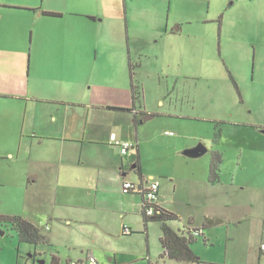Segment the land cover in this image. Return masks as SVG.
Returning a JSON list of instances; mask_svg holds the SVG:
<instances>
[{"label":"rangeland","instance_id":"obj_1","mask_svg":"<svg viewBox=\"0 0 264 264\" xmlns=\"http://www.w3.org/2000/svg\"><path fill=\"white\" fill-rule=\"evenodd\" d=\"M37 1H41L45 9L66 11L67 0ZM88 1L108 14L120 8L123 15L126 9L132 27L160 17L156 13L163 14L169 7L171 11L177 8L178 13H182L172 14V18L185 15L192 20L183 24L184 32L178 36L184 46L175 45V62L163 64L156 51L152 52L161 45L154 40L147 42L142 55H134V62L140 63L135 82L142 92V104L157 114L140 125V160L146 176L152 175L160 183L166 207L179 217L169 223L176 232L203 228L207 221L223 222L209 225L205 236L192 245L202 261L200 264H264V65L255 63L253 58L238 63L231 58L233 63H228L230 58L225 55L232 50L231 38H227L234 34L236 15L243 12L247 4L240 0ZM143 9L154 16L142 17ZM199 16L206 20L201 21ZM16 20H19L18 14ZM5 21L15 24L13 18ZM137 29H128L127 41L125 26L121 28L123 49L127 50V43L131 45L132 39L134 43V38L137 44L143 43L141 36L148 32ZM65 31V26L50 29L49 39L63 40ZM100 33L96 27L87 29L88 40L95 41ZM117 36L119 39L118 32ZM98 56L93 49L88 59L80 62L81 82L89 92L104 82ZM52 65L58 70L61 67V64ZM42 72H50V62H43L40 75ZM117 75L121 74L117 72ZM41 78L42 93L53 89L48 85V74H42ZM123 82L130 85L126 73L113 83ZM29 87L27 85L26 89ZM74 88L72 86L68 92ZM91 115L110 117L116 124L126 126L123 130L132 135L131 140L136 135L131 118L124 113L91 110ZM9 128V123L0 125V148L4 147L3 151L0 149L3 154L0 155V216H28L31 212L23 203L25 189L21 187L19 172L23 159L15 161L17 155L25 156L24 149L18 142L12 146L2 144L12 136V132L6 130ZM113 131L117 132L118 140L123 141L119 129ZM130 139L127 141L135 142ZM200 144L207 147L206 155L185 156V151ZM109 152V148L97 145L87 148L89 155L103 161ZM9 153L14 158L8 157ZM130 155L134 160L137 153ZM213 163L217 180L220 179L217 183L210 180ZM133 164L128 161L124 171L128 180L138 182ZM108 171L107 186L96 189L93 182L80 189L75 188L77 185L61 187L58 201L57 195L54 200L58 206L51 220L47 215L43 217L45 209H36L31 219L49 239L46 244L21 243L16 230L0 223V264H34L33 259L36 264L39 260L50 264L53 257L60 264H68L69 261H86L88 255L103 264H192L163 256L162 223L153 221L145 226L142 216L132 206L137 201L122 192V184L117 180L121 174L118 166ZM38 213L40 217H35ZM42 219L48 220V230L42 227ZM124 226L132 233L124 235ZM35 253V257L31 256Z\"/></svg>","mask_w":264,"mask_h":264},{"label":"crops","instance_id":"obj_2","mask_svg":"<svg viewBox=\"0 0 264 264\" xmlns=\"http://www.w3.org/2000/svg\"><path fill=\"white\" fill-rule=\"evenodd\" d=\"M240 1L245 2L247 6L243 12L236 15L234 34L227 38V40L231 38L232 42L231 52L225 54L230 58L228 63H233L231 58L237 63L253 58L255 63L264 65V0ZM40 3L41 1L37 0H0V118L2 125L10 124V128L6 130L12 132V136L7 137L2 144L12 146L18 142V146L24 149L25 156L19 154L15 161L23 159L22 168L19 170L21 187L25 189L23 203L31 213L20 217L36 226L31 215L36 209L43 208L45 209V213L42 212L43 217L47 215L51 220L58 206L54 200L57 195L56 202L58 201V194L62 192L61 187L77 185L75 188L80 189L81 186L86 187L93 182L96 189L107 186L108 169L114 170L115 166L120 169L121 174L117 180L123 187L125 181H131L124 171L128 161L134 163L133 169L138 174V182L141 179L156 181L154 176H146V170L141 163L139 130L141 124L149 121V119L144 121V118L149 115L154 117L157 114L148 111L142 102L136 104L133 102L131 84L113 82L119 81V77H123L124 73L130 79V62L135 66L136 76L140 63L134 62V55H142L148 41L154 40L161 44L152 52L156 51L155 54L161 58L163 64L170 65L171 60L175 62L177 51L175 45L184 46L178 36L182 31L184 32L183 24L192 21L185 15L182 18H172V14L182 15V13H178L177 8L171 11L169 7L163 14L156 13V16L160 17L150 22L145 21L144 24L140 23L134 28L130 25L131 18L129 13L126 14V9L123 15L120 8L114 10L113 14H108L103 8H95L88 0H67L66 11H62L45 9L42 7L43 3ZM131 10L136 8L131 7ZM148 11L143 9L142 17L154 16ZM49 13H54L56 16H50ZM16 14L19 20H16ZM199 17L201 21L206 20ZM9 18H13L15 24L5 21ZM64 26L65 39H49L50 29L54 31ZM124 26L127 41H129L128 29L131 31L138 28V32L145 31L148 35H142L143 43L138 44L135 38L134 43L130 38L131 45L127 43L128 49H123L120 42L121 28ZM91 27L101 31L93 42L88 40L87 34V29ZM240 31L244 35H241ZM93 49H96L99 55L98 65L100 67L102 65L101 75L104 82L89 92L84 82H81L80 62L87 60ZM60 57L63 58L61 63ZM178 58L177 55L176 59ZM45 61L50 62V72H42V74L50 76L48 85L53 86L54 90L48 88L47 92L42 93L39 89L42 85L40 72ZM52 64H61V67L58 70ZM117 72L121 75H117ZM27 85L30 86L29 89H26ZM65 86L70 88L67 89ZM72 86H75L74 90L68 92ZM70 96L72 98H68ZM160 105H163L162 101ZM91 110L107 114H126L131 118V124L136 130L135 137L133 140L130 139L132 135H127L123 130L126 126L116 124L110 117L92 116ZM114 128L119 129V137L123 141L118 140ZM127 139L135 141L133 144L136 148L123 156L114 140L123 144L128 142ZM90 145L109 148L108 158L103 161L98 160L95 155H89L87 148ZM0 149L3 151L4 147ZM133 152L137 153L134 160L130 155ZM127 156L129 158L125 160ZM8 157L14 158L12 153H9ZM32 178L34 179L31 180ZM217 182H220V179L213 183ZM126 196L137 201L132 206L142 216L141 195L138 194L139 199L136 194H126ZM35 202L36 207L32 205ZM160 203L164 209L172 212L165 205L161 195V185ZM124 205L126 206V201ZM35 217H40V213L35 214ZM47 221L42 219V227H46Z\"/></svg>","mask_w":264,"mask_h":264},{"label":"trees","instance_id":"obj_3","mask_svg":"<svg viewBox=\"0 0 264 264\" xmlns=\"http://www.w3.org/2000/svg\"><path fill=\"white\" fill-rule=\"evenodd\" d=\"M50 16H56L54 13H49ZM135 66L130 62L129 65V74H130V84H131V92L133 102L136 104L137 102L141 103L142 92L140 90L139 85L135 82ZM237 87V86H236ZM219 161V158L217 159ZM216 162V161H215ZM218 178V174L216 172V165H212L211 168V181L216 182ZM144 179H141L143 181ZM140 195V194H139ZM142 198V195H141ZM159 214L148 217L145 211H142V216L144 219L145 226L148 225L149 222H161L162 223V237H161V245L164 249L163 256L168 257L171 260H175L177 262H187L192 264H200L202 263L199 256L192 250V245L197 241L198 238L205 236V229L209 228V225H216L215 223L221 225L223 222L221 221H207V224L203 226L202 231L203 234L199 237H195L189 229L176 232L170 226L169 223L172 221H177L179 217L170 212L167 209H164L162 206L159 208ZM0 223L10 226L13 230H16L18 233V237L21 243H28L32 245H41L49 242V239L42 234L41 228L34 225L30 221L24 219L20 216H0ZM192 229V228H191ZM124 235H126L124 233ZM36 256V253L32 255ZM34 264L35 259H33ZM43 260H39L41 262ZM74 262L69 261L68 264H73ZM50 264H60L56 257H53Z\"/></svg>","mask_w":264,"mask_h":264},{"label":"built area","instance_id":"obj_4","mask_svg":"<svg viewBox=\"0 0 264 264\" xmlns=\"http://www.w3.org/2000/svg\"><path fill=\"white\" fill-rule=\"evenodd\" d=\"M120 147L123 156L128 155L129 151L135 149L133 143L125 142L123 144L118 143L114 140ZM122 191L124 194H140L142 195V211H145L148 217L159 214L161 207L160 203V183L158 181H153L145 179L139 182L125 181L123 183ZM48 230V227H46ZM195 237H199L203 234L201 228H192L189 230ZM125 234H131L130 228H124ZM264 250V245L262 246ZM73 264H103L97 260L94 256H89L86 261H76Z\"/></svg>","mask_w":264,"mask_h":264},{"label":"water","instance_id":"obj_5","mask_svg":"<svg viewBox=\"0 0 264 264\" xmlns=\"http://www.w3.org/2000/svg\"><path fill=\"white\" fill-rule=\"evenodd\" d=\"M153 116H147L146 118H144V121L147 119H152ZM208 153V149L207 147H205L203 144L198 145L197 147L191 148L187 151H185V156L189 157V158H200L203 157L204 155H206ZM38 264H45V262H38Z\"/></svg>","mask_w":264,"mask_h":264},{"label":"clouds","instance_id":"obj_6","mask_svg":"<svg viewBox=\"0 0 264 264\" xmlns=\"http://www.w3.org/2000/svg\"><path fill=\"white\" fill-rule=\"evenodd\" d=\"M42 262V261H41ZM43 262H45V261H43Z\"/></svg>","mask_w":264,"mask_h":264}]
</instances>
